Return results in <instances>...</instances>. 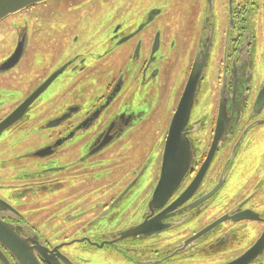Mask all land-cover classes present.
<instances>
[{
	"label": "flooded vegetation",
	"instance_id": "obj_1",
	"mask_svg": "<svg viewBox=\"0 0 264 264\" xmlns=\"http://www.w3.org/2000/svg\"><path fill=\"white\" fill-rule=\"evenodd\" d=\"M52 1L31 6L50 15L35 24L42 53L24 57L31 37L19 27L15 49L0 62V78L23 64L33 72L27 88L0 90V124L55 76L0 132L1 224L40 264H89L95 251H108L111 264H232L253 248L246 264H264V123L257 125L264 103L254 107L264 89L261 0H212L211 15L206 0H182L197 16L180 18L176 37L160 21L169 0H133L128 19L96 22L63 21L62 9H44ZM18 45L16 63L4 68ZM199 66L187 116L169 136ZM217 125L220 141L202 171ZM144 137L152 145L135 153ZM165 151V177L180 184L157 209L150 201ZM194 180L193 195L168 210ZM144 223L155 225L121 238ZM0 264L19 263L0 245Z\"/></svg>",
	"mask_w": 264,
	"mask_h": 264
},
{
	"label": "rangeland",
	"instance_id": "obj_2",
	"mask_svg": "<svg viewBox=\"0 0 264 264\" xmlns=\"http://www.w3.org/2000/svg\"><path fill=\"white\" fill-rule=\"evenodd\" d=\"M72 1V4H71ZM86 1V2H85ZM223 1V0H220ZM85 2V3H84ZM182 0H169V8L165 12V15L162 17L160 20L162 22L163 26V21L168 22L167 25H165V29L170 32L173 36H177V32L180 30L179 24L180 21L189 18V20H194V17L197 16V13L194 11L190 14V12H187V8H183L181 6ZM185 3L187 5H191L192 0H185ZM49 4V5H48ZM133 0H109L107 3L104 5H101L99 0H61L58 2L57 0L48 2L47 7L44 9H48L52 6V10H61L63 12L62 19L63 21L67 20H78L81 19V17H85L84 20L87 21H100V20H109V21H118V20H123L124 18L128 19L130 16V12L132 9ZM69 5H79L77 9L71 8L69 9ZM61 6H64L61 8ZM68 8V9H67ZM189 8V7H188ZM190 9V8H189ZM41 10V9H40ZM38 8H33V7H28V9L20 11L14 15L8 16L4 21L0 22V62L3 61L5 58H7L11 52L15 49V44H16V32L21 28H25L29 31V37H31L30 40V51H27V55L24 57L26 59H32L34 55L37 53H42L41 50L38 51L36 49L37 47H34L33 42L35 41V37H38V33L40 32L39 27H37L35 24L38 20H40V23L44 26L45 23H48L49 20V14H46L44 12H40ZM98 11H102L104 17L102 18L100 13ZM215 15L217 14L219 17L223 14L220 13V6L217 5L215 8ZM20 13V14H19ZM189 15V16H188ZM259 16H260V24L262 25L263 32L260 36V45L262 46L261 49H263L264 46V0L260 1V10H259ZM181 18V20H180ZM45 31L46 29L43 28ZM191 29V28H190ZM21 29L18 30V32ZM187 32V31H186ZM187 37L189 38L192 37L193 32L190 30L188 32ZM95 38V37H94ZM33 39V41H32ZM32 43V44H31ZM38 51V52H37ZM34 53V54H33ZM40 58L36 60V65H39ZM26 69L23 66H20L19 69L12 71L9 75L0 78V90L3 88V86L8 87V91H10V88H13L16 90L17 87H24L27 88L28 84L32 77H33V72L32 70H29L30 64L26 65ZM38 69V68H37ZM25 75V80L23 82L22 76L24 77ZM24 88V89H25ZM14 94V93H12ZM6 95V94H5ZM150 126H148L147 131L149 132ZM141 139V140H140ZM137 141L141 143L139 145L138 149L136 147L135 153L139 152L142 147H145L147 144H149L150 139L149 137H144L140 138ZM152 145L150 143L148 146ZM157 144L153 146L152 149V154L155 155V148ZM58 231V228H56ZM65 230V228H64ZM45 232V231H44ZM48 233V232H47ZM53 233V231H51ZM64 235H60V232L58 234L57 239L63 240ZM70 239V237H69ZM100 252V253H99ZM95 256L93 259L89 258V264H111L110 261L112 258L109 257V252L108 251H95L94 252ZM102 259V260H101ZM104 260V261H103ZM103 261V262H102Z\"/></svg>",
	"mask_w": 264,
	"mask_h": 264
},
{
	"label": "water",
	"instance_id": "obj_3",
	"mask_svg": "<svg viewBox=\"0 0 264 264\" xmlns=\"http://www.w3.org/2000/svg\"><path fill=\"white\" fill-rule=\"evenodd\" d=\"M46 1H48V0H0V22L3 21L4 19H6L8 16L14 15L20 11L27 9L28 7L38 5V4L44 3ZM206 2L208 4V11L207 12L209 15H211L212 0H206ZM208 21H209V16H207L205 18V22L207 23ZM128 38H130V37L128 36L126 39H128ZM19 49H20V47L18 45L13 56L3 66L4 68L7 66L11 67L14 63H16V61L18 59ZM4 68H2V69H4ZM200 72H201V66L194 67L192 74H191V77H190V79L187 83V86H186V91H185L186 92V98L183 101V103H181L179 105V108L177 109L176 114L174 115L173 121L171 122V125H170L169 136L171 133L174 134L176 132L177 126H179L181 124V123H178V119L180 118V116L182 114H185L187 116V110L190 106V98L194 92V89H195V86L197 84ZM54 77L55 76H51L49 79H47L42 84V86H40L39 89H37L34 93H32L24 101V103L20 107H18L13 114H11L9 116V118L5 119L0 124V132L5 127H7L16 118V116H18V115H15L16 112H18L17 114H21L24 111V109H26V107L29 104H31L33 102V100L35 98H37L48 87V85L51 83V81ZM263 103H264V89L259 92V94L255 100V106H254L255 109L259 110L261 108V106L263 105ZM263 123H264V121L257 123V125L263 124ZM218 133H220L219 125H217L216 137L213 140L210 152H209L208 157H207L206 165H204V167L202 168V171H204L206 169L207 163L209 164V160L212 159L211 157L214 155L215 151L217 150L218 143L220 141ZM172 137L173 136L170 137L171 139L168 138V142H170V144H172L173 142L176 141V139H172ZM168 154H169V156L171 155L170 152H168ZM167 156H168L167 152L165 151L161 177H160L159 182L157 183V186L155 187V190H154L153 195H152V199L150 201V207H154L157 209H158V207H161V205H163L162 204L163 200H164V202H166V200L169 197H171L173 194H175V192L178 190L179 184H180V177H176L175 179H170V181H167V178L165 177V175L167 173V170L165 168V167H167V161H166ZM184 167H186V165ZM170 172L171 171H169L168 173L170 174ZM176 174L178 175L179 173H176ZM198 185H199V182L197 180L196 181L194 180L192 182V184H190V186L185 190V192L182 194V196H180L173 204H171L168 207L169 208L168 210H171V209L178 207L179 205H181L182 201H184L185 199L192 196L193 193L195 192V189L198 187ZM218 189H219V187L217 186L215 189L212 190V192H210L207 196L202 198L200 202H203V201L209 199V197L213 196ZM156 200H161V201L156 202ZM225 220H226V218L223 217L220 220L216 221L212 226L205 229L204 231H202L198 235L194 236L192 238V240L197 239L199 237H202L204 234H206L208 231H210V229L214 228L219 223H221ZM151 224L155 225V223L141 224V225L137 226L135 229H132V230H129V231L122 233L121 238H132V237L139 235V233L143 234L146 231L148 232V230L151 229ZM25 242L26 241H24L20 237H18L16 235V233H14V231H12L11 228L1 224V222H0V245L4 246V248H6L8 250V252L12 256V258L15 261H17L19 264H40L39 261L37 260V258L35 257V255L33 254L32 249H28V248L23 246V245H25ZM88 243H89V241H88ZM91 245L96 246V244H91ZM98 248H101V247L98 246ZM254 249L255 248H253L251 251H249L247 254L243 255L241 258H239L236 262H234L232 264H239V263L240 264H246L247 259H249L251 255H254L256 253V251ZM38 252L41 255H43L41 253L42 251H38Z\"/></svg>",
	"mask_w": 264,
	"mask_h": 264
}]
</instances>
